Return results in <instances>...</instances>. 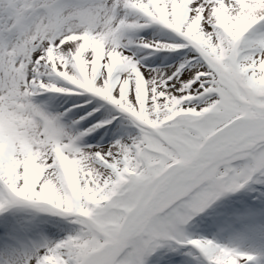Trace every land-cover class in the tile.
<instances>
[{"label":"rangeland","instance_id":"obj_1","mask_svg":"<svg viewBox=\"0 0 264 264\" xmlns=\"http://www.w3.org/2000/svg\"><path fill=\"white\" fill-rule=\"evenodd\" d=\"M14 1L21 7L15 17L20 16L25 25V29L16 30V36H33L35 32L31 20L34 16L25 10L37 6L39 0ZM233 1L243 6L249 0ZM86 2H77L81 4L82 11L85 8L92 11L97 9L103 0ZM259 2L264 5V0ZM124 3V0H120L109 4L111 14L119 15L117 11L122 12L120 5ZM75 5L66 2L61 13L65 11L66 17L72 16L70 11L78 9ZM254 7L251 8L253 15H248L244 20L247 24L243 33L244 36L247 34L257 39L250 37L251 41L245 48L235 44L237 36L231 32V23L228 22L225 28L213 23L212 29L206 33L202 31L203 28L197 31L199 38L191 42L194 51L189 56L174 60L181 73L178 70L169 79L164 78V73L163 77H153V80H158L161 91L156 94L154 103L139 105L146 122L137 121L133 114H125L123 119H117L109 129L113 130L115 126L121 128L122 123L126 126L129 124L130 127L128 136L120 135L112 139L117 153L113 167H99L98 159L91 156L88 150L89 143L105 136L103 130L97 134L90 133L87 138H83L79 130H76L68 141L64 137L67 136L64 133L66 131L59 124V117L51 119L47 126V121L43 122L27 111L22 99L10 102L9 97L4 95V90L0 89V111L4 108L3 105H8L7 125L0 127V139L6 143L0 144V151L6 154L7 146L15 141L17 144L15 152L0 158V164L12 170L10 174L3 176L9 178L28 163L26 151L33 146L46 152L48 147L59 151L63 149L60 152L73 171L67 170L65 175L54 161L55 170L48 175L46 182L55 186L44 182L29 189L23 188L19 192L13 185L0 184V211L14 208L25 219V224L14 226L15 230L11 234L8 230L4 232L0 257H5L4 254L8 256V248L12 246L23 253L28 264H94L105 259L117 240L136 225L146 212L148 203L154 199L158 204L151 216L130 234L129 241L104 264H213L214 260H211L205 243L207 240L211 242L217 239L223 245L222 251L226 255V260H217L218 264H251V255H257L259 251L264 254V248L261 247L264 246L261 245L264 244V239L256 234L259 232L258 225L255 220L251 222L248 219L260 214L257 210L259 206L264 207V200L258 201L259 194L264 191V134H257L245 143L237 144L210 161V154L222 144L238 140L249 132L264 130V64H242V59L238 56L251 48L254 55H264V36L258 39L261 33L254 32L259 23L264 22V11L259 12L258 5ZM40 13L37 15L38 19L43 18V11ZM215 13L213 12L214 15ZM150 22L154 40H165L167 34L175 35L174 30L162 28L160 21L156 24H153L154 20ZM11 24L9 20L3 30L11 27ZM68 24L70 23L67 21L64 24L62 22L53 29V39L57 38L58 43L52 38L50 42L46 41L49 45H54L53 49L61 48ZM88 25V20L81 21V18L74 22V26L78 28L77 36L85 43L91 38L85 30ZM71 32L68 31V34ZM183 39L178 41L183 42ZM11 43L10 35L0 36V48L6 47L10 51L13 48ZM41 43L31 44L30 49L21 44L20 48L42 52ZM215 43L219 44L220 53L214 49ZM150 66L157 68L162 64L155 60ZM198 66L207 74L204 85L192 89L186 95H181L184 89L181 90L180 85V97L177 100L171 98L167 80L171 82L175 76L180 78L183 73H189ZM0 68L5 72L8 67L3 63ZM2 72L0 71L1 75ZM5 81L11 88L12 85H17L11 76H7ZM17 89L23 88L17 85ZM38 101L32 99L29 106L45 113L49 112L48 109L53 111V107L43 108L41 101ZM183 106L186 108H182ZM98 107L92 101L83 112L63 120L70 123L75 119L77 122ZM98 118L100 117L97 116L92 121L98 123ZM23 124L26 128L41 130L35 145H30L25 138L27 130ZM6 126L9 134H4ZM154 127L167 140L185 149L191 157H177L176 149L160 137L153 130ZM126 154L132 158L131 163L125 161ZM32 159L30 153V160ZM97 167L100 170L95 173ZM114 167L117 169L112 171ZM117 172L119 175H116ZM41 177L43 178V174ZM91 177L95 183L90 181ZM54 190L56 194L50 193ZM243 196L245 197L242 198ZM231 201L233 207L225 212ZM255 202L259 205H255ZM219 213L223 217L227 215L230 220L219 217ZM47 223L54 227V234H50L49 242V234L45 231ZM239 224L246 227L244 234L252 239L241 242L234 237L237 236L235 229Z\"/></svg>","mask_w":264,"mask_h":264},{"label":"bare ground","instance_id":"obj_2","mask_svg":"<svg viewBox=\"0 0 264 264\" xmlns=\"http://www.w3.org/2000/svg\"><path fill=\"white\" fill-rule=\"evenodd\" d=\"M116 1L119 2L120 0H103L97 9L93 11L87 8L82 11L76 3L78 9L70 11L73 14L72 16L66 17L63 15L54 22L50 18L49 11L46 12L47 15L43 14L42 19L34 16L31 20V25L35 32L33 36L22 38L17 37L16 32L7 31V34H11L10 39L12 38L11 44L13 48L10 51H7L9 49H6V47L5 49L0 48V67L3 63L4 66L7 65L8 67L5 72H2L0 68L2 72V75L0 74V89L4 90V95L9 97L10 102H14L17 98L19 100L22 99L26 103L27 111H30L33 117L43 122L47 121V126L50 124L49 121L51 119L59 117V124L66 131L64 133L67 134V136L64 135L66 140L70 139L76 130H79L83 138H87L90 133L97 134L98 131L103 130L105 132L107 130L103 138H96L89 143L88 150L90 155L98 159L99 167L114 166L117 153L112 139L120 135L128 136V129L130 128L129 124L126 126L122 123L120 124L121 128L115 126L112 131L108 132L111 129L109 127L117 119H123L125 114H133L137 121L146 122L145 116L141 115L139 105L142 103H154L156 94L161 91L158 80H153V77L157 75H162L163 77L164 73V78L169 79V76H172L178 70L181 73L177 62H174V60L181 56L187 57L194 51V46L191 42L199 38L197 37V31L203 28L202 31L206 33L209 29H212L213 23L218 27L225 28V25L229 22L233 26L231 32L237 36L235 37V44L243 49L251 41L250 37H252L247 34L244 36L243 30L247 24L244 22L245 18L248 15H253L254 11L251 8H255L254 5H258L259 12L264 11V5L259 0L257 2L249 0V4H243V6L233 0H124L125 3L120 5L122 12L118 10L117 13L119 15H115L114 13L111 14L109 4ZM0 2L5 3L6 1L0 0ZM114 5L119 8L116 3ZM244 8H246L245 11ZM12 9L19 11L21 7L16 2ZM213 12H216L215 15ZM3 13L8 14L6 11H3ZM44 17H46L47 21L44 20ZM93 17L95 18L91 20ZM77 18H81V21L88 20L89 25L85 30L86 33L90 34L88 36L91 38L87 43L77 36L76 31H78V28L74 26ZM153 20L155 21L153 24L160 21L162 28L174 30L175 35L167 34L165 40H154L152 37L155 36L151 32L152 23L150 22ZM66 21L70 24H68L66 37L62 40L64 47L62 44L59 50L53 49L54 45H49L46 41L50 42V39L54 37L53 29ZM3 22L4 24L6 23V21ZM53 24L55 25L53 26ZM263 24L264 22L259 23V26L255 28L254 32L261 33V37L258 39L264 36ZM70 30L72 32L68 34ZM160 32L165 34L163 31ZM58 38L60 39V36ZM252 38L257 39V37ZM179 39H183V42H179ZM53 40L58 43L57 38ZM37 42H42V52L40 50L38 52H30L20 48L21 44H23L30 49ZM257 43H260V41ZM214 47L217 53L218 51L219 53L221 52L218 49L219 44L215 43ZM257 51L259 52L258 49ZM238 56L242 59V64H264V55H254L253 48L242 51ZM154 59L162 66L152 68L150 63L155 61ZM6 75L11 76L12 81L15 80L17 85L23 89L18 90L17 85H12L11 88L10 84L5 81ZM204 77H207V74L198 66L197 69L189 73H183L180 78L175 76L171 82L167 80L169 96L177 100L180 97V85L182 86L180 89H184L181 95L190 94L192 89H197L204 85L206 81ZM32 99L41 101L42 104L40 105L43 108L53 107V111L48 109L49 112L45 113L43 110L33 109L29 106ZM91 101L95 102L97 106L103 105V110L98 112L95 109L93 114L81 117L77 122H75V119L70 123H66V120H63L65 117L78 115L83 112ZM3 107L0 111V127L7 125L8 120L6 112L8 111V105L5 104ZM182 108L186 107L183 106ZM181 110L183 111V109ZM97 116H100V124L89 125ZM25 126L23 124V127ZM25 129L27 130L25 138L30 145H35V140L40 136L41 130L26 127ZM155 132L160 137H164L157 127H155ZM4 134H9L7 126ZM104 140H106V143L103 144ZM166 141L172 145L173 149H176L177 157H191L185 149L170 140L166 139ZM4 143L6 142L0 139V144ZM16 145L15 141L14 144L7 146L5 148L8 149L6 154L0 151V158L10 156L15 152ZM231 145L233 146L234 144ZM46 150L47 152L39 150L38 146L30 147L26 151L28 163L22 165L9 178L5 175L3 176V174H10L12 170L6 169L5 166L0 164V184L14 185L18 191H22L23 188L29 189L34 185L47 183L46 178L56 167L55 163H53L54 161L57 162L56 164L65 175L67 170L73 172L71 165H68L66 158L62 157L60 153H55L50 147L46 148ZM220 151L225 150L222 149ZM30 153L33 157L32 160H30ZM130 153L132 155V152ZM217 153L218 151L212 152L210 157ZM125 161L131 163L132 158L126 154ZM133 162L136 163L137 161ZM99 167L95 168V173L100 170ZM116 169L114 167L112 171ZM41 174H43V178ZM116 175H119L118 172ZM116 175L113 177H116ZM90 181L95 183L92 177ZM47 184L54 185L53 183ZM50 193L56 194V190ZM260 194L258 201L264 200V191H261ZM227 205L225 212H229V209L233 207V202H228ZM150 209L151 205L147 209L148 213ZM8 215L11 214L9 213ZM221 216L223 217L222 213H219V217ZM223 218L226 221L230 220L227 215H224ZM13 223L14 220L10 216L7 225L8 232L13 231ZM190 223L192 222L190 221ZM255 223L258 225L257 230L259 231L256 233L257 236L264 239V212L255 215ZM261 223L263 225H260ZM245 229L244 225L235 229L237 236L234 235V237H237V240L241 242L245 239H252L244 234ZM45 230L49 234L47 239V242H49L50 234H54V227L47 223ZM131 230L133 231L134 228ZM126 237L128 235L119 240L117 248H120L125 243ZM205 245L211 260H214L213 264L215 262V264H218L217 260H226L225 252L222 251L223 245L219 239L211 242L207 240ZM261 245L264 244L261 243ZM261 247L264 248V246ZM259 256L264 264L262 251H259ZM6 257H0V264H26L18 250H15L13 255ZM94 264L98 263L95 262Z\"/></svg>","mask_w":264,"mask_h":264}]
</instances>
